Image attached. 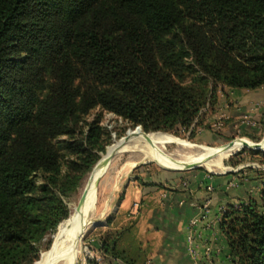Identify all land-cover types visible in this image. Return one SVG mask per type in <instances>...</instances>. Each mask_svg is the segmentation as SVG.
<instances>
[{"label":"trees","instance_id":"trees-1","mask_svg":"<svg viewBox=\"0 0 264 264\" xmlns=\"http://www.w3.org/2000/svg\"><path fill=\"white\" fill-rule=\"evenodd\" d=\"M263 88L264 0H0V264H33L67 217L108 142L92 110L170 132L222 89ZM260 201L221 217L232 264H264Z\"/></svg>","mask_w":264,"mask_h":264},{"label":"rangeland","instance_id":"rangeland-1","mask_svg":"<svg viewBox=\"0 0 264 264\" xmlns=\"http://www.w3.org/2000/svg\"><path fill=\"white\" fill-rule=\"evenodd\" d=\"M232 95L227 89L218 91L215 104L206 106L195 124L189 129L176 127L170 132H154V134H165L192 146L186 148L175 144H166L160 147L163 153L181 159L195 153L199 148L214 149L240 140L248 141L250 144L262 143L264 140V89L245 93L241 98H233ZM98 116L100 117L99 124L106 130L108 141L104 152L99 153L100 159L109 146L124 138L129 130H134L137 127L99 109L92 110L85 120L92 121ZM141 132L143 131L141 130ZM263 153L248 148L240 149L221 161L222 171L215 170L213 172L203 167L171 171L163 169L153 162L140 160L133 162L127 159V156H123L120 161L114 164V168L109 170L99 181L97 208L94 215L98 225L87 230L75 264H123L118 259L111 257L112 254L107 251V248H115L116 252H123L125 257L135 258V246L143 240L142 233L138 237L142 232L137 226L142 211L139 209L140 200L135 197V187L143 186L145 191L151 194L157 192L154 191L155 188L167 186V182L179 180L185 181L189 190L190 188L197 189L199 186L205 187L204 191L207 197L203 202L202 213L185 228L187 231L186 244L189 256L194 257L195 240L198 238L203 254L208 260H211L212 253L218 254L219 251L217 253L218 249H213L211 240L205 238L204 240L200 236L202 234L198 227L216 232L215 226L220 223L222 215L228 208H238L249 200L261 205L260 192L264 185ZM91 170L84 175L75 192L62 198L67 209V217L59 227L57 226L58 228L56 227L54 231L46 234L36 244L37 259L33 264L39 259L41 253L50 248L61 225L69 218L70 209L78 202L84 182ZM205 179L210 180V183L203 185L202 180ZM221 179L229 181L223 185L217 183ZM34 182L39 184L40 179L36 176ZM212 198L218 204H216L215 213L210 215ZM138 204L139 207H137ZM147 264L151 263L148 261ZM211 264H213L212 261Z\"/></svg>","mask_w":264,"mask_h":264},{"label":"bare ground","instance_id":"bare-ground-1","mask_svg":"<svg viewBox=\"0 0 264 264\" xmlns=\"http://www.w3.org/2000/svg\"><path fill=\"white\" fill-rule=\"evenodd\" d=\"M243 142L251 145L248 141L240 140L235 141L230 149L225 147L199 148L195 153L178 159L166 155L160 147L166 144H175L186 148L192 146L165 134H145L140 129L129 130L124 138L109 146L105 154L95 164L84 182L78 202L70 209L69 218L61 225L50 248L41 253L34 264H75L82 239L87 230L92 228L93 224H97L94 215L97 208L99 181L109 170L114 168V164L120 161L123 156H127V159L133 162L138 160L153 162L159 167L171 171L182 170L185 165L203 167L210 172L222 171L221 161L240 150ZM261 148L264 150V143Z\"/></svg>","mask_w":264,"mask_h":264},{"label":"crops","instance_id":"crops-1","mask_svg":"<svg viewBox=\"0 0 264 264\" xmlns=\"http://www.w3.org/2000/svg\"><path fill=\"white\" fill-rule=\"evenodd\" d=\"M264 89V88H263ZM254 91H235L229 90L233 98H241L245 93H253ZM229 95V94H228ZM210 180H202L203 185L210 183ZM216 181V180H215ZM228 179H221L219 184H226ZM167 186L157 187L155 193H147L143 186H136V198L140 200V208L142 215L139 218L137 226H139L140 237L143 240L136 244V249L143 258L142 264H232L228 256L227 245L223 235L220 232L219 224L216 232L209 229L198 230L201 232L203 239L211 240L213 249H218L212 253L211 260H208L201 250L199 239L195 240L194 257L189 256L186 244V226L196 217L200 216L203 202L207 197L204 186L197 189L189 190L185 181L179 180L175 182H167ZM176 183V184H175ZM213 183V182H212ZM173 184L174 186H168ZM174 187V188H173ZM222 199V198H221ZM137 201V200H136ZM126 202V199H125ZM139 204L137 207H139ZM216 204L212 198L210 206V215L215 213ZM124 205V203H123ZM141 225V229H140ZM204 239V240H205ZM216 251V250H214ZM148 260V261H147Z\"/></svg>","mask_w":264,"mask_h":264},{"label":"water","instance_id":"water-1","mask_svg":"<svg viewBox=\"0 0 264 264\" xmlns=\"http://www.w3.org/2000/svg\"><path fill=\"white\" fill-rule=\"evenodd\" d=\"M136 129H140L139 127H137ZM264 143V140H263V142L262 143H260V144H251V145H249V144H247L246 142H243L242 143V146H241V149H243V148H248V149H252V150H254V151H262V152H264V150H263V148H261V145ZM233 145H234V142H230V143H228L226 146H224L226 149H230V148H232L233 147ZM194 168H198V167H193V166H190V165H185L184 167H183V169L182 170H180V171H184V170H190V169H194ZM98 224H93L92 225V227H95V226H97Z\"/></svg>","mask_w":264,"mask_h":264},{"label":"built area","instance_id":"built-area-1","mask_svg":"<svg viewBox=\"0 0 264 264\" xmlns=\"http://www.w3.org/2000/svg\"><path fill=\"white\" fill-rule=\"evenodd\" d=\"M206 250H208V249H206Z\"/></svg>","mask_w":264,"mask_h":264}]
</instances>
